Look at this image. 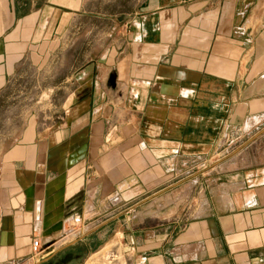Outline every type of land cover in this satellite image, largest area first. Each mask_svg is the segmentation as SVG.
<instances>
[{
    "label": "crops",
    "instance_id": "1",
    "mask_svg": "<svg viewBox=\"0 0 264 264\" xmlns=\"http://www.w3.org/2000/svg\"><path fill=\"white\" fill-rule=\"evenodd\" d=\"M85 14L0 0V95ZM109 36L66 119L0 153V264H87L116 239L127 264H264V0H146Z\"/></svg>",
    "mask_w": 264,
    "mask_h": 264
},
{
    "label": "rangeland",
    "instance_id": "2",
    "mask_svg": "<svg viewBox=\"0 0 264 264\" xmlns=\"http://www.w3.org/2000/svg\"><path fill=\"white\" fill-rule=\"evenodd\" d=\"M41 1V0H39ZM85 17L75 21L73 30L62 35L58 58L36 73L23 68L26 78L11 80L0 95V153L17 144L25 132L24 122L37 123L38 130H48L63 122L70 108L71 81L67 78L82 71L89 54L102 51L115 25L126 26L145 6L146 0H82ZM111 37V39H110ZM113 40V39H112ZM102 53V52H100ZM99 55V54H98ZM35 130L33 126L30 128ZM264 126L261 127V131ZM128 257L116 239L87 264H127Z\"/></svg>",
    "mask_w": 264,
    "mask_h": 264
},
{
    "label": "built area",
    "instance_id": "3",
    "mask_svg": "<svg viewBox=\"0 0 264 264\" xmlns=\"http://www.w3.org/2000/svg\"><path fill=\"white\" fill-rule=\"evenodd\" d=\"M83 225H84L83 218L80 216L75 217L72 220L71 225H70V228H71V234L70 235L75 233L77 230H81L83 228ZM50 248H51V245H49L47 247L42 246V243L38 238H36L33 242V249L35 252V256H41L46 251H48Z\"/></svg>",
    "mask_w": 264,
    "mask_h": 264
}]
</instances>
